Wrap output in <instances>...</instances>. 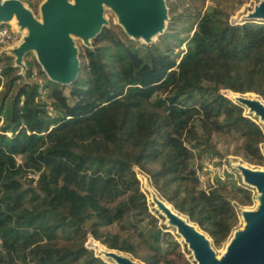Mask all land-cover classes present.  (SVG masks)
I'll use <instances>...</instances> for the list:
<instances>
[{
	"label": "trees",
	"instance_id": "trees-1",
	"mask_svg": "<svg viewBox=\"0 0 264 264\" xmlns=\"http://www.w3.org/2000/svg\"><path fill=\"white\" fill-rule=\"evenodd\" d=\"M214 1L178 51L172 34L136 44L102 28L67 86L35 56L20 67L0 54V264H111L87 235L144 264H178L180 245L133 166L215 246L227 239L232 201L250 204L251 191L229 173L202 188L194 160L216 153L214 135H231L246 161L264 163V131L224 93L264 100V23L232 25Z\"/></svg>",
	"mask_w": 264,
	"mask_h": 264
},
{
	"label": "water",
	"instance_id": "water-1",
	"mask_svg": "<svg viewBox=\"0 0 264 264\" xmlns=\"http://www.w3.org/2000/svg\"><path fill=\"white\" fill-rule=\"evenodd\" d=\"M102 1L75 0V4H72L67 0H46L41 6L43 24H40L20 0H0V22L15 16L19 25L27 27L31 37L30 45L36 49L38 63L44 72L49 79L66 84L74 80L79 70L78 56L69 33L78 34L84 39L93 36L103 21ZM106 1L118 14L119 21L128 34L147 37L162 27L166 11L163 0ZM248 17L264 19V1ZM238 101L249 110L254 109L264 120L263 105L248 97H240ZM242 172L244 180L261 192L259 200L264 201V172L248 168H243ZM168 217V222L177 227V233L185 237V243L192 249L199 264H264V203L259 204L256 212H243L245 227L234 233L220 260L210 248L212 239L206 232L209 243L203 234L184 220L177 216ZM116 259L119 264H143L132 256L125 257L118 253Z\"/></svg>",
	"mask_w": 264,
	"mask_h": 264
},
{
	"label": "rangeland",
	"instance_id": "rangeland-1",
	"mask_svg": "<svg viewBox=\"0 0 264 264\" xmlns=\"http://www.w3.org/2000/svg\"><path fill=\"white\" fill-rule=\"evenodd\" d=\"M20 1L24 5V7H26L31 12L33 18L40 24H43L41 6L46 0H20ZM67 1L72 4H75V0H67ZM163 1L166 11H165V17L163 18V22H162V27L156 32L150 34L149 36L144 37L141 35L137 36V35L128 34L121 25L119 21V16L115 12L113 7L110 5L108 1L103 0L101 3V16L103 21L100 25V29L93 36L84 39L78 34L72 32L69 33L73 47L75 48L76 54L78 56V60L80 61L79 54L84 53L85 48L92 47L94 38L99 34L102 28H110L113 31L117 32L121 38L124 39L127 37L136 44L160 43V36H163L165 34H172L173 39L170 41L171 43L170 46L173 47L174 51H178L179 49L184 48V45H182L181 47L178 46V39L185 38L187 35H189L190 32L188 31V28L197 19L198 14L203 13L207 6L214 4L216 2L214 0H163ZM263 1L264 0H218V3L228 12L229 23L232 25H237V24H241L242 22L264 23V19L248 17V15L254 12L255 7L258 6L260 2ZM30 4H32L33 6ZM0 26L8 27L9 29L13 30L16 35V40L13 43L9 45H0V54L12 55L14 57V61L20 67L21 66L23 67L24 60L30 59L32 56H35L38 61L36 49L30 45L31 37L27 27L19 25L15 16L12 17L10 20L0 22ZM161 47L165 48L162 44ZM21 71H23V68H21ZM47 77L49 78V76ZM33 78L38 82H41V79L39 78V75L36 72H34ZM68 84L69 83L63 85L67 86ZM65 92H67V88H65ZM224 93L225 95L228 96L227 93L229 92L224 91ZM242 94L243 95L240 94L241 98L250 97V95H254L257 98H262L258 94L252 92L245 94L242 93ZM232 101L242 105V107L244 108L245 115L249 116L254 121H256V123L259 124L262 130L264 131V126L262 125L261 122H259L258 117L255 116L246 105L240 103L237 100H232ZM213 142L215 143V147H216L215 154L214 153H212L211 155L201 154L200 156L196 157L194 160V166L197 168V175L199 177L200 186L202 188L207 187L210 184L211 178H213L214 176L223 175L224 173H229L232 174L233 178L237 181V183L240 186L246 187L251 191L250 204L239 205L235 201H232L234 209L237 212L238 221L234 226V228L231 230L227 239L220 246H215L213 242H210V248L213 250L215 257L218 260H220L221 257L223 256L224 251L226 250V245L230 242L231 238H233L234 233L238 231H242L245 227L246 221L243 218V212L245 211L256 212L259 207V201H260L259 199L261 192L254 185L244 180V175L242 170L243 168L249 167L250 169L264 172V163L253 164L246 161L241 156V154L237 152V146L239 145V141L234 136L214 135ZM260 150L264 155V142L260 145ZM133 169L139 180L140 188L146 196L149 210L153 215H155L158 218L157 224L166 227L164 231L170 232L173 238L176 239L180 245L178 251L181 253L182 257H179L178 255L174 256L178 260L179 262L178 264H199L194 257L192 249L189 248L187 243L180 240L179 235L177 234L175 228L172 226V224L168 222L163 212L159 210L156 200L150 198L148 187L152 186V184L149 175L146 174L144 171L142 172L137 166H133ZM29 176H32L36 179V175L30 174ZM153 189L157 193V196L162 200L163 197L158 193V191L154 187ZM159 215L162 216V218H159ZM111 229L113 231L118 230V228L115 226L112 227ZM92 241H97L100 244H102L99 240H95L91 235H87L84 245L88 249L92 250L96 256H98L94 252V249L90 248L91 247L90 244ZM102 245L105 248H108L104 244ZM114 250L119 255L130 258L132 256L133 258L142 262L139 258H136L134 255L130 253L123 251L118 252V250L116 249Z\"/></svg>",
	"mask_w": 264,
	"mask_h": 264
},
{
	"label": "bare ground",
	"instance_id": "bare-ground-1",
	"mask_svg": "<svg viewBox=\"0 0 264 264\" xmlns=\"http://www.w3.org/2000/svg\"><path fill=\"white\" fill-rule=\"evenodd\" d=\"M228 94V97L232 100H239L240 99V95L238 93H232V92H229L227 93ZM227 96V95H226ZM254 101H257L258 103H260L261 105L264 106V100L261 99V98H257L256 96L254 95H250V97H248ZM255 116L258 117L259 119V122L262 123V125L264 126V120L261 119V115L258 114L254 109L253 110H250ZM252 168V167H251ZM248 169H250L248 167ZM148 192L150 194V198H153L154 200H156L157 202V206L159 208V210L161 212H163V214L166 216L167 220H169V215L170 216H177L178 218L184 220L189 226H192V228L194 230H196L198 233L200 234H203L207 240V242L209 243L210 242V239L209 237L205 234V232L200 229L198 227L197 224H195L194 222H192L191 220H189L184 214H182L181 212H179L178 210H176L168 201H166L165 199L162 198V200L157 196V193L155 192V190L153 189L152 186H149L148 187ZM264 201L261 200L259 201V204H263ZM175 230L177 231V227L175 225H172ZM179 235V238L180 240L184 241L185 242V237L181 234V233H177ZM90 244V243H89ZM90 248L91 249H94V251L96 252V254L98 256H101L104 260H107L109 262H111L112 264H119V262L117 261L116 259V256H117V253L115 250L113 249H108V248H105L102 244H100L99 242L97 241H92L91 244H90ZM227 247V245H226ZM224 251V250H223ZM225 252V251H224Z\"/></svg>",
	"mask_w": 264,
	"mask_h": 264
},
{
	"label": "built area",
	"instance_id": "built-area-1",
	"mask_svg": "<svg viewBox=\"0 0 264 264\" xmlns=\"http://www.w3.org/2000/svg\"><path fill=\"white\" fill-rule=\"evenodd\" d=\"M15 40L16 35L13 30L9 29L6 26H0V45H9Z\"/></svg>",
	"mask_w": 264,
	"mask_h": 264
}]
</instances>
